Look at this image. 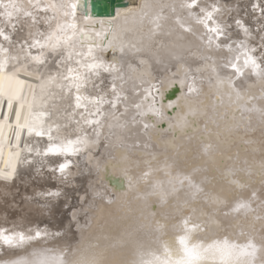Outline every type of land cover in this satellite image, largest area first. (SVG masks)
<instances>
[{
  "label": "snow or ice",
  "instance_id": "snow-or-ice-1",
  "mask_svg": "<svg viewBox=\"0 0 264 264\" xmlns=\"http://www.w3.org/2000/svg\"><path fill=\"white\" fill-rule=\"evenodd\" d=\"M0 264H264V0H0Z\"/></svg>",
  "mask_w": 264,
  "mask_h": 264
},
{
  "label": "water",
  "instance_id": "water-1",
  "mask_svg": "<svg viewBox=\"0 0 264 264\" xmlns=\"http://www.w3.org/2000/svg\"><path fill=\"white\" fill-rule=\"evenodd\" d=\"M130 0H89L91 12L96 18H108L119 8L124 7ZM179 89H168L164 95V101H171L179 95ZM171 115V111L169 112ZM161 127L166 128V123H162Z\"/></svg>",
  "mask_w": 264,
  "mask_h": 264
},
{
  "label": "bare ground",
  "instance_id": "bare-ground-1",
  "mask_svg": "<svg viewBox=\"0 0 264 264\" xmlns=\"http://www.w3.org/2000/svg\"><path fill=\"white\" fill-rule=\"evenodd\" d=\"M167 90H168V89L165 90L164 95H165V93H166ZM179 95H180V93H179ZM179 95H178V96H179ZM175 99H176V98H175ZM175 99H173V100H175ZM173 100H171V101H173ZM163 102H164L165 104H167L169 101H167V102H166V101H163ZM166 125H167V124H166ZM58 215H59V214H58ZM65 223H67V220H66V219H65Z\"/></svg>",
  "mask_w": 264,
  "mask_h": 264
}]
</instances>
